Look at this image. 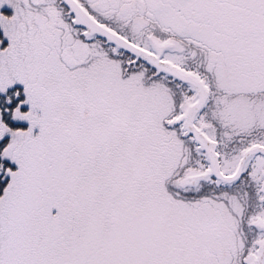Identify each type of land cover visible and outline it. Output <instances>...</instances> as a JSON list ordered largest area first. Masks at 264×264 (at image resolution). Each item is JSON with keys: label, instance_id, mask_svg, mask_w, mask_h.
Listing matches in <instances>:
<instances>
[{"label": "snow or ice", "instance_id": "obj_1", "mask_svg": "<svg viewBox=\"0 0 264 264\" xmlns=\"http://www.w3.org/2000/svg\"><path fill=\"white\" fill-rule=\"evenodd\" d=\"M0 264H264V0H0Z\"/></svg>", "mask_w": 264, "mask_h": 264}]
</instances>
